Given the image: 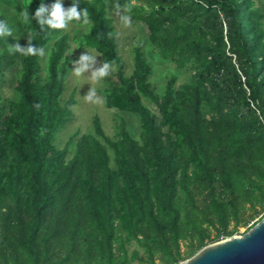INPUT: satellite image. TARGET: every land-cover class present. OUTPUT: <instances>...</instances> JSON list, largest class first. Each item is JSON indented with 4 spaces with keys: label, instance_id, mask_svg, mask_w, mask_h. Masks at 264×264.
Masks as SVG:
<instances>
[{
    "label": "trees",
    "instance_id": "obj_1",
    "mask_svg": "<svg viewBox=\"0 0 264 264\" xmlns=\"http://www.w3.org/2000/svg\"><path fill=\"white\" fill-rule=\"evenodd\" d=\"M40 2L0 0L12 28L0 36V85L17 71L19 96L0 94V264H179L264 212V12L255 0L117 1L161 58L195 65L191 82L176 87L170 75L163 95L143 41L126 74L107 1L75 0L87 15L71 22H92L75 37L79 48L116 66L113 81L104 77L106 106L137 113L141 127L135 138L120 117L115 140L96 114L95 132L77 129L63 147L55 141L76 89L61 97L76 59L65 28L33 17ZM133 241L144 253L130 251Z\"/></svg>",
    "mask_w": 264,
    "mask_h": 264
},
{
    "label": "rangeland",
    "instance_id": "obj_2",
    "mask_svg": "<svg viewBox=\"0 0 264 264\" xmlns=\"http://www.w3.org/2000/svg\"><path fill=\"white\" fill-rule=\"evenodd\" d=\"M66 1V0H65ZM108 3L109 15L114 18L116 28L118 30V42H119V52L122 58L126 61V74H130L133 69V46L138 41H143L144 50L152 62L153 73L151 74V81L156 89V92L163 95L166 89L167 79L170 75L176 76V84L179 85L187 82H191L192 76L196 73V68L193 62H188L185 67L179 68L173 61L163 59L159 56L148 40V33L145 27L141 23H134L130 20V12L125 7H121L120 12H116V6L118 0H106ZM54 0H48L47 4L50 6ZM135 2V0H133ZM256 6L261 7L264 12V0H255ZM14 12L17 11L16 8L13 9ZM123 16H127L128 20L125 22L122 20ZM264 27V18L262 19ZM91 20L87 19L82 24H74L69 22L68 26L65 28L67 32L71 35V48L68 50L70 57H75L77 59L81 53L88 50L91 54L98 56L97 66L103 61L102 56L95 49L91 47H85L80 49L75 37L80 38L87 30L91 28ZM24 36V34H22ZM9 43L13 39H8ZM52 43V42H51ZM11 45V44H8ZM75 65L71 64V72L69 74L68 80L66 82V89L61 97L62 102H65L70 96L73 89H76V103L72 106L74 114L70 122H68L63 129L59 132L58 137L55 141L56 145L63 147L70 136L75 130L79 129L81 133H94L95 129L93 126L94 115H99L102 126L110 137L117 140L120 117L125 118L127 121V127L131 132L132 136L135 138L139 137L141 121L137 113L127 110H119L117 108H109L104 102V89L110 85V81L114 79V73L116 66L111 63V71L109 73L110 81L105 78L93 79L89 74H76L73 69ZM18 72L11 71L7 75V82L4 85H0V94L3 97L9 99H17L19 96L15 92V86L17 84ZM93 88L97 93V98L93 101H88L85 99L84 95L87 94L90 88ZM145 103L153 110L157 111V106L150 102L145 97L143 98ZM208 108V106H206ZM111 156L114 157L113 150L110 149ZM114 165V161H112ZM262 214L257 215L249 224L240 225L235 235H242L248 232L262 217ZM234 225L231 226V229ZM134 248H138L144 253L145 248L140 246L137 241H133L129 245L130 251ZM134 263H137L135 261ZM159 264H161L159 262Z\"/></svg>",
    "mask_w": 264,
    "mask_h": 264
},
{
    "label": "clouds",
    "instance_id": "obj_3",
    "mask_svg": "<svg viewBox=\"0 0 264 264\" xmlns=\"http://www.w3.org/2000/svg\"><path fill=\"white\" fill-rule=\"evenodd\" d=\"M87 15L86 9L79 6L75 0H72L70 6L65 7V0H54L49 6L41 0L39 6L36 8L34 16L36 20L43 26L47 25L51 28H66L69 22L73 20H80ZM123 21H127L128 17L123 16ZM12 34V28L9 24L0 20V36H9ZM14 49L24 52L26 54H44V48L38 47L36 44L29 43L28 46H22L17 43L14 45ZM98 56L91 54L88 50L81 53V55L73 61L75 65L73 71L76 74H89L93 79H101L109 75L111 71V63L103 60L97 66ZM85 99L93 101L97 98L96 91L91 87L86 95Z\"/></svg>",
    "mask_w": 264,
    "mask_h": 264
},
{
    "label": "water",
    "instance_id": "obj_4",
    "mask_svg": "<svg viewBox=\"0 0 264 264\" xmlns=\"http://www.w3.org/2000/svg\"><path fill=\"white\" fill-rule=\"evenodd\" d=\"M179 264H264V216L245 234L210 243Z\"/></svg>",
    "mask_w": 264,
    "mask_h": 264
},
{
    "label": "crops",
    "instance_id": "obj_5",
    "mask_svg": "<svg viewBox=\"0 0 264 264\" xmlns=\"http://www.w3.org/2000/svg\"><path fill=\"white\" fill-rule=\"evenodd\" d=\"M120 45V44H119Z\"/></svg>",
    "mask_w": 264,
    "mask_h": 264
}]
</instances>
